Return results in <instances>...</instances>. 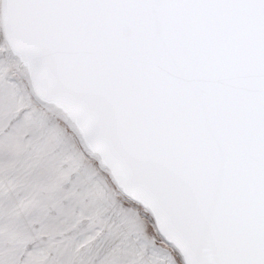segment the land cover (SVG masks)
<instances>
[{
    "label": "snow or ice",
    "instance_id": "1",
    "mask_svg": "<svg viewBox=\"0 0 264 264\" xmlns=\"http://www.w3.org/2000/svg\"><path fill=\"white\" fill-rule=\"evenodd\" d=\"M0 264H264V0H0Z\"/></svg>",
    "mask_w": 264,
    "mask_h": 264
}]
</instances>
